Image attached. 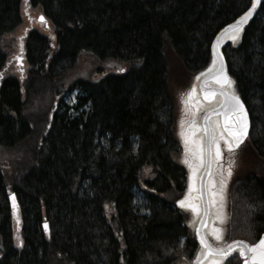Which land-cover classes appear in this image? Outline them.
<instances>
[{
    "label": "trees",
    "instance_id": "16d2710c",
    "mask_svg": "<svg viewBox=\"0 0 264 264\" xmlns=\"http://www.w3.org/2000/svg\"><path fill=\"white\" fill-rule=\"evenodd\" d=\"M251 4L0 0V264L193 261L199 243L175 203L187 172L174 95L208 68L217 34ZM30 9L53 34L27 32L21 79L8 74L4 43ZM222 51L252 121L237 150L248 152L247 169L231 186L228 235L254 243L264 231V1ZM71 91L77 106L65 104Z\"/></svg>",
    "mask_w": 264,
    "mask_h": 264
},
{
    "label": "water",
    "instance_id": "95a60500",
    "mask_svg": "<svg viewBox=\"0 0 264 264\" xmlns=\"http://www.w3.org/2000/svg\"><path fill=\"white\" fill-rule=\"evenodd\" d=\"M264 0H258L255 8L252 7V11L248 14L244 21H241V17L248 13V10L241 15L238 19H236L233 23L224 27L214 39L212 45V62L208 66V68L201 73H199L192 84L189 87L188 93L184 97V105L181 108V116L179 117L176 127L177 134L180 136L179 140L181 142L183 148V156L191 157L189 169V180H188V190L185 196L182 199H179L176 203L180 207L190 208L194 215L199 213L197 209L190 204V200L193 198V190L197 184V175L199 168L202 165L197 164V162H204L205 164V172L202 179H206L210 172L211 164L220 159L222 152V145L224 143L227 148L229 143H232L233 146L236 144L233 143V137L230 135V130H233L236 127L235 116L231 114V104L230 100L231 96H237L234 92V82L231 79L228 68L226 64V60L224 54L222 52V47L228 42H234L237 38L240 37L241 32L245 25H247L260 11V7ZM40 16H45L42 14ZM39 16V17H40ZM38 17V21L42 22ZM47 25V24H46ZM232 26L229 28V26ZM238 26V31L236 30ZM235 36V40L232 37ZM227 77V79L231 83L223 82V78ZM221 99L218 105L199 117V113L205 112L210 106L214 105L217 100ZM242 102V100L240 99ZM243 103V102H242ZM244 108L247 112L248 117V129L247 135L242 139L239 143H243L248 137L251 130V120L249 112L246 108V105L243 103ZM180 111V107H179ZM192 113V114H191ZM187 121L184 120V116H187ZM190 115V116H189ZM188 122V123H187ZM219 145L220 156L216 155V145ZM238 144V145H239ZM222 187H225L223 182H220ZM206 186H201V196L203 197V215L200 218L198 227L196 229V236L198 242L201 246L200 251L197 254V257L194 260L193 264H210L212 260L220 261V264L223 263L225 257L209 255L206 256V248L202 245L201 240L211 246V248L216 249L217 247L213 246L212 243L208 240L205 230L209 222V206L206 201V194L209 190L205 189ZM225 192V189H219ZM210 193V192H209ZM216 195V194H215ZM212 192V196H215ZM15 197V193H11L9 198L14 205L13 199ZM179 201H184V205L179 204ZM264 237V231L261 235ZM260 237V238H261ZM259 238V239H260ZM257 240V242L259 241ZM235 241H243V240H235ZM234 241L223 247L224 249H228L231 247L232 252L238 251L239 256L243 260V264L245 262L246 257H242L240 255V249L244 247V245L234 244ZM246 242L248 245L250 243ZM256 242V243H257ZM255 244V243H254ZM230 253V254H231ZM229 254V255H230ZM250 261V254L247 257ZM251 264V261H250ZM258 264V262H257Z\"/></svg>",
    "mask_w": 264,
    "mask_h": 264
},
{
    "label": "rangeland",
    "instance_id": "374dc122",
    "mask_svg": "<svg viewBox=\"0 0 264 264\" xmlns=\"http://www.w3.org/2000/svg\"><path fill=\"white\" fill-rule=\"evenodd\" d=\"M41 14H43V13L40 10H36V9H30V10H26V11L23 10V23L13 34L6 37L5 43H4V45H5L4 49L8 54V60H9L8 74L14 75L18 78L23 79L26 72L30 68L28 63L25 61V58L21 57L20 51H19L20 43L24 39L27 32H29L31 29H34V30H37V31H39L43 34H46V35L51 36L53 34V28L51 27L50 23H49V26L46 27L45 23L38 21V17ZM188 90H189V88H187V92H185L186 87H185V90L184 89H177L176 90L174 98L176 101V105L178 104V108H177V112H176L177 114L182 113L181 108L184 105L183 95L187 94ZM77 97H78V91H71V92L67 93L64 97L65 104H68L70 106H75V105L77 106L78 105V98ZM179 107H180V111H179ZM176 121H177V119H176ZM175 126H176V122H175ZM176 131L177 130H175V132ZM244 149H246V148H244ZM246 153H248V152H241V151L239 152V154L237 156L236 165L234 164L233 160L227 161L230 168L232 169L230 176L227 177L228 178V188H230L233 180L236 178L237 175H240L246 171V169H247V162H246L247 159L245 157ZM139 196H140V198H143L141 193H139ZM186 215L188 218L187 222H189V220H190L192 225L195 226V228H197V225H194L193 220L191 221V219H192L191 213L186 212ZM213 216H215L216 218L220 216V211L215 207L213 209ZM197 221H198V218H197ZM193 226L188 224V227L190 228L191 232H192ZM194 231H195V229H194ZM183 262H185V261H183ZM185 264H187V262H185Z\"/></svg>",
    "mask_w": 264,
    "mask_h": 264
},
{
    "label": "snow or ice",
    "instance_id": "6c2138e0",
    "mask_svg": "<svg viewBox=\"0 0 264 264\" xmlns=\"http://www.w3.org/2000/svg\"><path fill=\"white\" fill-rule=\"evenodd\" d=\"M258 2V0H252V7L255 8L256 3ZM252 11V8H249L248 13H245V15L243 17H241V21H244L246 19V17L248 16V14ZM39 19L44 22V17L40 16ZM232 26L230 25L229 28H231ZM237 31L238 26H237ZM235 36L232 37L233 40H235ZM223 82L225 83H231L227 77L223 78ZM230 100L232 101L231 104V114L235 116V121L234 123L236 124V127L233 130H230V135L233 137V143L238 145L242 139L247 135V129H248V117H247V112L244 108L243 103L240 101V98L238 96H231ZM233 144L229 143L228 147L229 150L232 149ZM216 155L217 157L220 156V150H219V145H216ZM231 174V170L229 169V175ZM215 195V194H214ZM179 204H181L182 206L184 205V201H179ZM45 227H47V225H45ZM220 229H213L214 234H216V238L220 239ZM202 245L206 248V256L209 255H215V256H220V257H227L232 249L231 247H229L227 250L224 248H216L213 249L211 248V246L207 245L203 239L201 240ZM234 244H239V245H244V247H242L240 249V255L242 257H246L244 264H264V237H261L259 239V241L255 244H251L248 245L246 242L244 241H234ZM250 254V261L247 258ZM210 264H220V261L218 260H212L210 262Z\"/></svg>",
    "mask_w": 264,
    "mask_h": 264
},
{
    "label": "flooded vegetation",
    "instance_id": "af4514ba",
    "mask_svg": "<svg viewBox=\"0 0 264 264\" xmlns=\"http://www.w3.org/2000/svg\"><path fill=\"white\" fill-rule=\"evenodd\" d=\"M220 101H221V99L217 100V102L214 105L210 106L207 111L214 109ZM214 170H215V168H214ZM202 177H203V171L201 170L197 176V187H196L195 193H194V198H195L194 200H197L198 202H201V200H202V196L200 193V186H202L205 183L209 192H213L214 191L213 187H215V180L213 179V177L210 176L208 179H206L204 181L202 180ZM210 235L214 240L217 239L215 234L212 233Z\"/></svg>",
    "mask_w": 264,
    "mask_h": 264
}]
</instances>
